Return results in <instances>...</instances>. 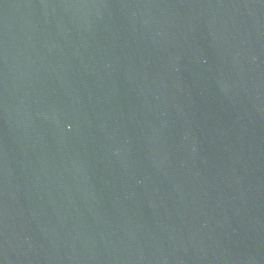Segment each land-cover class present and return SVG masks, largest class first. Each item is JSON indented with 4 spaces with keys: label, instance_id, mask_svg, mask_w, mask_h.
I'll use <instances>...</instances> for the list:
<instances>
[{
    "label": "water",
    "instance_id": "1",
    "mask_svg": "<svg viewBox=\"0 0 264 264\" xmlns=\"http://www.w3.org/2000/svg\"><path fill=\"white\" fill-rule=\"evenodd\" d=\"M0 264H264V0H0Z\"/></svg>",
    "mask_w": 264,
    "mask_h": 264
}]
</instances>
